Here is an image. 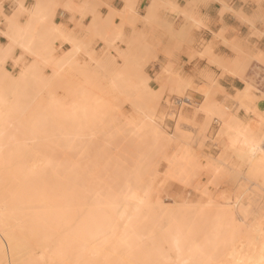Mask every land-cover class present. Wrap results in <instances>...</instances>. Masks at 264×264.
I'll list each match as a JSON object with an SVG mask.
<instances>
[{
	"label": "rangeland",
	"instance_id": "obj_1",
	"mask_svg": "<svg viewBox=\"0 0 264 264\" xmlns=\"http://www.w3.org/2000/svg\"><path fill=\"white\" fill-rule=\"evenodd\" d=\"M88 1L94 2L95 0ZM136 1L137 0L133 2V4H135V8L133 9L134 15L132 14L129 19L127 18L128 20L125 19L126 21L124 20L123 22L121 18L117 15V13H115L113 19L114 23L109 26L110 22L106 21L107 15L103 16L99 13H96L93 15V18L91 20V22L94 21L95 23L90 22L87 27L82 26L81 31L78 34H73L68 30H62V32H59L58 29L55 27L56 25L54 26V24H51V12L49 7L53 8L55 6L54 4L51 6L42 5V7L41 5H38L33 10L29 8L27 9L19 5V10H14L12 11V14L10 16H5V20L8 22L9 29L11 30L10 32H8L9 34L5 33V35L8 36V40H12V38L14 37L16 41H14V44H11L9 41V45L7 44L8 46L6 45L5 47H0V90H2L3 86L5 87H3V90L0 92V95L3 94L1 96H4L7 93L6 98L8 101L9 99L12 100V97L16 94V92L17 96H19V92H22V97H18V99H20L21 101L26 98L27 101L28 98V102H33H31L32 106L35 104L38 105L39 102H37V100L39 101L40 98V102L42 101L47 104V100L50 97L54 96L53 99L55 100V102L51 98L49 101L51 103H56V106L54 109H52L47 104L46 107L48 108L49 106V110L47 109L46 112H42V109L37 110L35 108L30 109L28 107V113V108H24L22 112H26H21L20 115L16 113V115L14 114L12 108L10 109V103H7L6 105H0V143L2 141V143L0 144V161L4 159L3 162L14 161L26 162L29 164L32 162L31 165L33 164L34 169H39L40 166L42 168L43 162L44 165L45 162H52L51 164H62L65 162L61 166H64L65 164L67 166H70L71 164V168L65 166V169L70 168V170H72V168L74 167H78L75 165V163H77V165L80 164V167L83 165L81 168L78 167V169H80L79 171H82L81 174L80 172H77V169V171H75L74 169L72 170L75 171L77 175L79 174V178L77 175V177L73 175L75 178H77V180H74L75 178L72 176V174L70 175L72 178L69 177L71 181L70 179L66 178L68 175L67 172L65 179H61L63 177V173H59L61 174L60 179L58 178L59 181L56 179L51 180L49 178H53V175H50L49 178H47V175V181H45L44 183L47 184L49 181L51 184L49 183L47 184V186L51 187L53 185L54 189L52 191H50L51 189H49V194L52 192V194H50L52 195L51 197H46L45 195L48 194L46 192H44L45 194L42 193L43 195L41 196H43L42 198L45 201H48L50 199L49 201H51V203L47 202L46 207H48V209H51L48 210L46 207H38L33 209L39 216V219L40 217H43L45 219L42 218L40 219L42 221L38 220L32 223H22L20 221L21 216L19 218L16 216V223L18 224L16 225L17 227L23 225V227L27 226L28 228H30V230L32 229L40 234H45L44 239L45 243H47L46 246L41 247L42 244L39 245V242V244H37L35 239H30V242L26 241L27 245H25L27 250L26 248H23L25 251L18 253L17 264H192L191 256L192 254H194V252H196V254H199L201 252L204 255V252H202L201 249L208 250L209 246L207 245V242L209 241L208 235L209 228H211V226L212 229L210 230H216L215 233L217 234L220 232L221 236L223 237L221 229H219V231L216 228L219 225L214 226V224L210 225L205 223H208L206 221L208 220L207 217L210 218L213 216L212 218H214L212 212L214 210H217L215 204H217L218 206V204L220 203L222 205L226 203V201L223 200L224 197H229V194L231 193V198H228L229 200L226 199L228 200V204L234 203L233 197H235V201L236 198L238 199L237 202L240 201V205L241 203H243L242 205L250 204L249 207H251V209L247 206L249 208L248 218L249 216L250 218H252L251 215H255L257 217L258 212L264 211V207L262 206L264 205V182L262 180L263 178L261 179L260 176L259 178H257L256 176L254 178L245 179V167L240 164V159L236 157V155L238 156V154L235 153V151L229 149L231 140L229 139V137L233 134L235 129H233V127L237 124V121H245L242 118L238 117L240 110H243L247 114H252L253 117L257 119V121L253 123L245 121L248 122L249 127L252 130L258 131L259 129L264 127V121H262L264 118V111H257L255 107V101L258 98L256 99V97L253 96V94L251 93L252 87L249 85H245V88L243 90L237 91L236 95L233 97L225 94L223 100L221 101L212 99L209 93L203 98L202 101L197 102H194L183 91L177 90L175 91V94L181 97L180 109L175 114H169L168 111L164 108V105H170V101L168 99H166L164 102L162 101V88L160 90H155L151 86L152 80L149 75V68L156 63L160 64V73L155 78V81H159L165 76V80L163 82L164 88H168L169 92L173 93V87L177 85L178 78L175 77L176 73L173 71V63L171 61V58L173 52L178 51V48L181 43L176 42L170 33H166L162 25L171 26L177 24V22L179 21L174 20V18H172L171 16L175 15L176 17H178L182 15V13H178L175 8L171 7L173 3L170 0H149V5L155 2L157 8L156 10H154V15L151 20H148L145 24L143 23L142 29L136 31V24L140 20H143L142 17L138 16L137 14ZM43 7H45V9H43ZM179 7L183 9V6L179 5ZM23 15L26 16V21H24L23 25H19L17 21L15 22V19L16 17L18 18ZM105 22L108 24V27ZM40 23L47 26V28L43 25L41 26ZM184 26L185 25H179L177 31L184 28ZM30 27L33 29H31ZM40 27L42 28L40 29ZM97 27H100L103 30L99 28L97 29ZM124 27H130L131 31L129 33H124ZM191 27L192 26H189V29H191ZM29 28L31 29V31ZM97 34L99 37L96 36ZM11 35L12 37H10ZM107 37H109L110 40ZM64 43H67L66 47L63 46ZM14 47H19L21 53L13 57L12 51ZM73 47H76L78 49L76 51V54L74 52V55L69 57V54ZM107 48L109 51H107ZM160 54L167 56L169 61L166 65H162L157 60V56ZM66 58H69V62L70 60H73V62L67 64V62H65ZM7 59H10V64H6ZM23 73L26 74H24L25 78H23ZM69 75L71 78H68ZM32 77L34 78L32 79ZM22 79L24 80L23 85H25L26 88L21 87L20 85L23 81ZM59 80L62 84L58 83ZM43 82H46L48 85L49 82L51 83L49 86H45ZM63 82L66 84H64ZM70 83L73 85L72 87ZM68 84L69 88H67ZM61 85H64V87H62ZM77 86L82 87L83 90H79V87L76 88ZM31 87H33L32 89L35 88V90H33V93L31 92ZM44 87H48L47 89L50 90V92H53V94H50V92L47 93L48 91L46 92ZM56 87H58L57 90H55ZM36 89H39V92H37ZM75 89L76 91L78 89V91H80V94L76 92ZM82 92L84 93L83 97ZM46 93L49 94V97L48 95L46 96ZM39 94H42L44 98ZM33 95L37 97L35 98ZM85 96L86 100H84ZM186 98H189V102L183 101ZM11 100H9L8 102H11ZM99 100L103 101H100L102 102V104L99 102ZM57 101L59 104L57 103ZM42 104L43 103H41V105ZM45 104L42 106H45ZM99 104H101L100 107ZM57 105L60 107V109L57 108ZM56 109H59L57 110L58 113ZM39 111L42 114H39ZM47 112H49V114ZM35 113L38 115H35ZM43 114L44 116H41ZM47 114L48 116H46ZM99 114H101L102 116ZM50 115H52V117ZM25 116L26 118L28 117V119H26ZM35 116L39 117L40 119L38 120ZM32 117L33 119L36 118L38 121L34 120V122L31 119ZM11 118L13 119V122L11 121ZM261 118L262 120H260ZM31 120L33 123H35L34 125L32 123V125L36 126V128L32 125H29L30 123L28 124V122ZM234 120L235 122L232 123ZM44 121L46 123H44ZM64 121H66V123ZM98 121L101 122V124ZM1 122L3 125L1 124ZM12 123L13 125H11ZM58 126H60L62 129H60V127ZM38 129L44 132H39ZM64 129L66 130L64 131ZM7 138L9 139L7 140ZM15 143L17 144V146ZM148 148L150 149L151 154ZM108 149L111 150H109L108 152ZM145 149L148 151H146ZM152 149L154 150L152 151ZM104 150L105 152H103ZM115 150L116 152H114ZM94 151L99 152V154ZM62 155L65 156L63 157ZM15 157L18 159V161ZM68 157L70 159H68ZM106 157L109 158L110 161ZM65 158L67 159V162ZM104 158V163L106 161L105 166L102 161ZM123 158L125 160H123ZM146 159L151 160L147 161ZM154 162L156 163L154 164ZM130 166L134 167L135 170H132ZM146 167L148 168V170ZM153 167L155 170L153 169ZM136 168L139 169L136 171ZM238 168L240 170L237 172ZM62 169H64V167ZM124 170H126V172ZM132 171L134 172L132 173ZM124 172L128 177L125 176ZM144 173L146 174V176H144ZM80 176L82 177V180ZM135 176H137L138 178ZM125 178L127 181L124 180ZM136 178L137 180H140L136 181ZM133 179H135V181ZM226 181L227 183H225ZM32 182L33 181L30 180L28 184L30 185L31 183L30 186L33 190L31 192L36 193L38 190L35 188H37V183L39 181L36 182L35 179V181L33 182H36L37 186H35L36 184H34L33 186ZM69 182H74V184L76 185V191L80 190L78 188L79 186L85 187V193L82 188L80 191L83 194H81L80 191V194L77 193L74 189V184L72 185L70 183V185L73 187L68 186ZM88 182H90V184ZM131 182L134 186L131 185ZM261 182L263 183L261 184ZM39 184L41 183L39 182ZM82 184L84 185L82 186ZM172 184L175 185L177 190H183L184 194L181 197L176 198L168 194V187ZM246 184H248V186ZM61 185H64V187L60 188ZM77 185L79 186L77 187ZM47 186L46 190L48 189ZM67 187L69 188V190ZM143 188H145L146 190L150 188V190L148 189V191L145 192L146 190ZM56 189L58 191L60 190V192L62 193L65 192H63L62 189H67L66 193L69 194L68 197H66L67 195L65 193V195H62L60 193L58 194V191H55ZM221 189L224 190L220 192ZM70 190H73L74 192L70 193ZM130 190L134 191L133 197L132 195L130 196V193L132 194ZM55 192H57V195H53L55 194ZM75 192L77 195H75ZM233 194H235V196ZM239 194L242 200L244 199L243 201L240 200ZM64 196L69 202H71L69 199H73V201L71 202L73 206L71 207H75V211L73 212L74 215H70L68 213V215H64V211L58 212V207L56 208L55 206H53V204H58L59 202H61V198H63ZM76 196L79 198L80 201L77 200L78 198H76ZM127 196H130L128 197L129 201L137 198V200H139V206L135 205V202H137L135 200L134 202H132L133 200L131 202H127ZM20 198L23 200L21 196ZM74 198L76 203L74 202ZM59 199L61 201H58ZM144 199L150 202H147L149 204L148 207L146 205H141L143 204ZM249 199L250 201L252 200L251 203L253 205L248 202ZM257 200L259 201L255 203V201ZM106 202L109 206L106 204ZM77 204L80 207L77 206ZM260 206L263 207V211H259ZM78 207L80 208L79 210L77 209ZM172 207L174 208L172 212L173 217H170L172 216V213H170ZM176 207H179L177 208L179 212H177ZM218 207L220 208V206ZM138 208L141 209L138 213H136V211L139 210ZM153 208L154 210L152 211L151 209ZM236 208H238V205ZM94 209L98 212L99 215L94 211ZM160 209L163 211H160ZM252 209L254 210L252 211ZM251 211L253 212V214ZM68 212L70 213L69 210ZM29 213L32 214V211H30ZM134 213L136 216L134 215ZM15 214L22 215V213L18 210ZM96 214L97 218H95ZM176 214L180 216L178 217V215ZM69 215L70 218H72L70 220L65 219V217L68 218ZM163 216L165 217V219L163 218ZM136 217H138L137 220H135ZM80 218H83V220H81ZM78 219H80L79 221L81 224L85 222V219L87 220L86 222L89 226L87 227L86 225V228L88 229H86L84 226V230L86 229L88 230V233L93 234H90L91 239H87L88 242H84L83 240L84 238L82 235L84 234L85 236L86 234L83 233L86 231L81 230L83 226L80 229L81 231H78L81 226H77V224L79 225ZM88 219L90 220V222ZM260 219L261 220L257 219V221H260V224L262 226L263 221L262 218ZM101 220L104 223H102ZM211 221L216 222L215 219H212ZM211 221L209 223H212ZM164 222L166 224H163ZM94 223L97 226H94ZM62 224H64L65 227ZM127 224H130V226L132 227L126 229L125 227H129ZM202 224H205V226ZM198 225L200 228H198ZM213 226L215 227V229L213 228ZM245 226L247 227V225ZM89 227L92 228L91 232ZM225 227L223 226L222 229H225ZM247 228H249L250 230L253 229L252 227L250 228V226ZM179 229L181 231H179ZM193 230H195V232ZM155 231L158 233H156ZM225 231L227 232V229H225ZM179 232L181 233L180 238ZM251 232L253 234V232L255 231L251 230ZM168 233L170 236L168 235ZM212 233H210L211 236H213ZM73 234H75V236L78 238L82 236L80 239L83 241V243L80 242L81 245H78L80 240L77 239V241L79 240L77 244L78 246L75 247L74 242H72V245L68 243L69 246L67 247L68 244L66 245V243L71 242L70 239L73 241V238L75 237ZM184 234H186V236ZM194 234L195 236H193ZM217 234L214 237H211L209 235L211 237L210 240H212L213 238V242L217 241L216 239L214 240V238L219 236H217ZM144 236H147L148 238H145ZM184 236L186 241L188 240L186 237L189 236V241L191 243L189 241L186 242L185 240H183ZM67 238L69 239V241L67 240ZM206 238L208 241H205V243H203L204 241L202 240H206ZM179 241H181V248L185 243L184 248H182V251L184 252L179 251L181 249L178 244ZM195 241L198 242V244ZM202 245L205 248H203ZM82 247L86 249L82 250ZM195 247H199V249ZM193 249L195 250L192 252ZM209 249L211 250V248ZM196 250L199 252H197ZM159 251H161L162 254ZM60 252L64 253L61 254ZM211 252L212 251L207 252V254ZM159 253L161 255H159ZM163 253H166L167 255ZM65 254H68V257ZM180 254L181 256H183L181 257ZM3 257L1 258L0 264H14L13 261H10L8 259L5 248ZM176 261L178 262L176 263Z\"/></svg>",
	"mask_w": 264,
	"mask_h": 264
},
{
	"label": "bare ground",
	"instance_id": "obj_2",
	"mask_svg": "<svg viewBox=\"0 0 264 264\" xmlns=\"http://www.w3.org/2000/svg\"><path fill=\"white\" fill-rule=\"evenodd\" d=\"M135 0H123V2H124V4H123V6L120 8V9H118V10H116V9H113V8H110L109 7V9H110V12H109V14L107 15V18H106V21L107 22H110V24H109V26L112 24V23H114L113 22V19H114V14L115 13H117V15L121 18V19H127V18H129V17H131L132 16V14L134 15V10H133V8H131V7H125V5H131V4H133V2H134ZM151 2H153V1H151ZM153 3H155V2H153ZM153 3H151V5H149V8H148V13H147V16L149 17L151 14H153V12H154V10H156V8H157V6L155 5V4H153ZM22 6V5H21ZM66 6H68V5H66ZM153 6H155V7H153ZM20 7V6H19ZM42 7V6H41ZM70 8V7H69ZM20 9H22V8H20ZM25 9V8H24ZM43 9H45V7H43ZM71 9V8H70ZM41 10H42V8H41ZM73 10V9H72ZM38 11V10H37ZM53 8H50V12H52L53 13ZM85 11V10H84ZM88 11V10H87ZM109 11V10H108ZM35 12V11H34ZM49 12V13H50ZM15 14V13H14ZM17 14V13H16ZM33 14V13H32ZM43 14V13H42ZM51 14V13H50ZM94 14H95V12H94ZM37 15H38V12H37ZM41 15V14H40ZM54 15V14H53ZM52 15V16H53ZM50 16V15H49ZM74 16V15H73ZM40 17V16H39ZM42 17V16H41ZM48 17V16H47ZM136 17H137V15H136ZM17 18V17H16ZM80 18V17H79ZM16 20L17 19H15V22H16ZM116 20V19H115ZM48 21V20H47ZM78 21V20H77ZM51 22V21H50ZM92 22H94V21H92ZM91 22V23H92ZM160 22V21H159ZM49 23V22H48ZM95 23V22H94ZM93 23V24H94ZM106 23V22H105ZM162 23V22H161ZM31 24H32V22H31ZM41 24V23H40ZM51 24H53L52 22H51ZM45 26L44 24H41V26ZM106 25H107V27H108V24L106 23ZM115 25V24H114ZM15 26V25H14ZM19 26V25H18ZM17 26V27H18ZM34 26V25H33ZM40 26V25H39ZM54 26H55V24H54ZM88 26V25H87ZM86 26V27H87ZM94 26V25H93ZM20 27V26H19ZM32 27V26H31ZM30 27V28H31ZM46 28H47V26H45ZM57 29H58V31L59 32H62V30H65L64 28H62L61 26H59V25H56L55 26ZM82 27V26H81ZM29 28V29H30ZM42 27H40V29H41ZM101 29L100 27H97V29ZM103 28V27H102ZM13 29V28H12ZM31 29H33V28H31ZM31 29H30V31H31ZM92 29V28H91ZM38 30V29H37ZM43 30V29H42ZM44 30H45V28H44ZM93 30V29H92ZM101 30H103V29H101ZM106 30V29H105ZM110 30V29H109ZM18 31V30H17ZM23 32V31H22ZM7 33V32H6ZM30 33V32H29ZM9 34V33H8ZM13 34V33H12ZM23 34V33H22ZM92 34H93V32H92ZM95 35V34H94ZM93 35V36H94ZM96 36H98V34L96 35ZM8 37V36H7ZM10 37H12V35L10 36ZM29 37V36H28ZM99 37V36H98ZM101 37V36H100ZM106 37V36H105ZM115 37V36H114ZM108 39H109V37H107ZM14 39V37L12 38V40L10 39L9 41H10V43L11 44H14V41H16L15 39ZM101 39V38H100ZM106 39V38H105ZM104 39V40H105ZM110 40V39H109ZM32 42H34V41H32ZM109 42V41H108ZM97 44V43H96ZM9 45V44H8ZM7 45V46H8ZM113 45V44H112ZM128 46V45H127ZM7 48V47H6ZM9 49V48H8ZM8 49H7V52H8ZM77 49L78 48H76V47H73L72 48V50H71V52H70V54H69V57H71V56H73L74 55V52H75V54H76V51H77ZM6 50V49H5ZM106 51V50H105ZM107 51H109L108 50V48H107ZM5 53V52H4ZM91 53H92V50H91ZM93 53H94V51H93ZM103 55V54H102ZM106 58H107V56H106ZM69 58H66V60H65V62H67V64H69V63H71V62H73V60H70V62H69V60H68ZM245 64V63H244ZM243 66V65H242ZM74 67V66H73ZM244 67V66H243ZM83 68V67H82ZM36 69V68H35ZM37 70H38V68H37ZM31 71H32V69H31ZM24 72H26V71H24ZM28 73H30V72H28ZM27 73V74H28ZM32 73V72H31ZM34 73V72H33ZM39 73V72H38ZM25 73H23V78H25V75H24ZM29 75V74H28ZM21 76V75H20ZM31 76V75H30ZM41 76V75H40ZM22 77V76H21ZM39 77V76H38ZM70 77V75L68 76V78ZM191 77V76H190ZM28 78H30V77H28ZM34 77H32V79H33ZM42 78H43V76H42ZM59 78V77H58ZM71 78V77H70ZM18 79V78H17ZM16 79V80H17ZM21 79V78H20ZM39 79V78H38ZM60 79V78H59ZM23 80V79H22ZM64 80V79H63ZM12 81V80H11ZM40 81V80H39ZM42 81V80H41ZM62 81V80H61ZM9 82V81H8ZM20 82V81H19ZM23 82H24V80L22 81V83L20 84L21 85V87H24V88H26V86L25 85H23ZM65 82V81H64ZM63 82V83H64ZM14 83H15V81H14ZM31 83V82H30ZM44 83V82H43ZM46 83V82H45ZM44 83V85L46 86H49L50 85V83L51 82H49V85L46 83L45 84ZM56 83V82H55ZM58 83H60V80H59V82ZM71 83H73V82H71ZM70 83V85H71V87L73 86L72 84ZM25 84H26V82H25ZM53 84V83H52ZM60 84H62V83H60ZM64 84H66V83H64ZM28 85H30V84H28ZM40 85V84H39ZM3 86V85H2ZM38 86V85H37ZM43 86V85H42ZM62 86V85H61ZM74 86H76V85H74ZM4 87V86H3ZM3 87H2V90H3ZM29 87V86H28ZM34 87V86H33ZM33 87H31V92L33 93V90H35V88L34 89H32ZM62 87H64V85L62 86ZM79 86H77L76 88H78ZM5 88V87H4ZM42 88V87H41ZM48 88V87H47ZM47 88H45L44 87V89H45V91L47 92V93H49L50 92V90H48ZM52 88V87H51ZM57 88L58 87H56V89L55 90H57ZM60 88V87H59ZM67 88H69V84H68V87ZM29 89V88H28ZM50 89V88H49ZM53 89V90H54ZM64 89V88H63ZM62 89V90H63ZM2 90H0V92L2 91ZM6 90V89H5ZM39 89H36V91L37 92H39L38 91ZM54 90V91H55ZM74 90V89H73ZM79 90H83L82 89V87H79ZM68 91V90H67ZM75 91H76V89H75ZM28 92V91H27ZM35 92V91H34ZM41 92H42V90H41ZM69 92V91H68ZM70 92H72V91H70ZM76 92H78L79 94H80V91H78V89H77V91ZM75 92V93H76ZM5 93V92H4ZM36 93V92H35ZM46 93V96L48 95V97H49V94H47ZM53 94V92H50V94ZM56 93V92H55ZM54 93V94H55ZM83 92H82V97H83ZM1 95H3V94H1ZM0 95V97H2V98H0V105H6L7 103L9 104H11L9 107H10V109L12 108V110H13V112H14V114H18V115H20L21 114V112L23 111V109L24 108H30V109H37V110H41L42 112H46L47 111V109L49 110V106H50V108H52V109H54L55 108V106H56V103H54L55 102V100L53 99V97H50L51 99H53L54 100V104L53 103H51L49 100H50V98L48 99V98H46V99H48L47 101H48V108L46 107L47 106V104H45L44 102H40V99H39V101L37 100V102H39V104L37 105V104H35V102H34V104L35 105H31V102L29 101L28 102V98H27V101H26V98L25 99H23V100H21L20 101V99H18V97L19 98H21L22 97V92H19V96H17V92H16V94L12 97V100L11 99H9V100H11V102H8L7 101V98H6V95H7V93L4 95V96H1ZM30 95H31V93H30ZM35 95H37V94H35ZM40 95V94H39ZM38 95V96H39ZM74 95V94H73ZM102 95H104V94H102ZM26 96V95H25ZM34 96V95H33ZM40 96H42V94L40 95ZM35 97V96H34ZM37 97V96H36ZM35 97V98H36ZM43 97V96H42ZM88 97H89V95H88ZM44 98V97H43ZM113 98V97H112ZM32 99H33V97H32ZM83 99V98H82ZM43 100V99H42ZM84 100H86V96H85V98H84ZM89 100H90V98H89ZM104 100V99H103ZM34 101V100H33ZM45 101V100H44ZM100 101H102V100H99V102ZM36 102V103H37ZM86 102V101H85ZM96 102H98V101H96ZM103 102V101H102ZM102 102H100L101 104H102ZM33 103V102H32ZM41 103H43L42 105H44L45 104V106H42L41 105ZM50 103V104H49ZM57 103H58V101H57ZM31 105V107H30V105ZM59 104V103H58ZM101 104H99V107H100V105ZM97 105V104H96ZM11 106H13V107H11ZM104 106V105H103ZM98 107V106H97ZM8 108V107H7ZM29 108L27 109V113L29 112L28 110H29ZM57 108H59L60 109V107L57 105ZM51 109V110H52ZM59 109H56V111L57 110H59ZM98 109V108H97ZM7 112V111H6ZM24 112H26V111H24ZM24 112H22V113H24ZM37 112V111H36ZM40 112V111H39ZM50 112V111H49ZM49 112H47L48 114H49ZM33 113V112H32ZM52 113V112H51ZM57 113H58V111H57ZM16 114V115H17ZM39 114H42L41 112L39 113ZM48 114L46 115V116H48ZM3 115H5V114H3ZM35 115H38V114H36L35 113ZM59 115V114H58ZM99 115H101V114H99ZM41 116H44V114L43 115H41ZM51 117H52V115H50ZM65 116V115H64ZM83 116H86V115H83ZM98 116V115H97ZM102 116V115H101ZM19 117V116H18ZM21 117H23V116H21ZM29 117H30V115H29ZM38 120L40 119L39 117H40V115H39V117H37V116H35ZM34 117V118H35ZM61 117H63V116H61ZM66 117V116H65ZM235 117V116H234ZM15 118H17V117H15ZM14 118V119H15ZM25 118H26V116H25ZM33 119V117L31 118L33 121L34 120H37V119ZM53 118H54V116H53ZM98 118V117H97ZM237 118V117H236ZM236 118H234V119H236ZM26 119H28V117L26 118ZM41 119H42V117H41ZM13 119L11 118V121H12ZM32 120L31 121H29L28 122V124L29 125H32ZM37 120V121H38ZM46 120H47V118H46ZM61 120H63V119H61ZM67 120V119H66ZM260 120H262V118L260 119ZM75 121V120H74ZM73 121V122H74ZM97 121V120H96ZM240 121V120H239ZM262 121H264V118H263V120ZM2 122H3V120H2ZM2 122H1V124H2ZM8 122H10V121H8ZM13 122V121H12ZM14 122H15V120H14ZM35 122V121H34ZM51 122V121H50ZM55 122V121H54ZM65 123H66V121H64ZM69 122V121H68ZM82 122V121H81ZM99 122V121H98ZM235 122V120L232 122V123H234ZM6 123V122H5ZM27 123V122H26ZM44 123H46L45 121H44ZM57 123V122H56ZM63 123V122H62ZM100 124H101V122H99ZM237 123V124H236ZM235 124V126L233 127V129H234V132H233V134L229 137V139H231L230 140V148H229V146H228V148L230 149V150H232V151H235V153H237L238 154V156L236 155V157L237 158H239L240 159V164L243 166V167H245V169H246V171H245V169H244V173H245V179H250V178H254V177H256L257 176V178H259V176H260V178L263 180V182H264V151H261L260 150V145H261V142L262 141H264V127H262L261 129H259L258 131H255V130H252L250 127H249V124H248V122H245V121H241V122H236ZM7 124V123H6ZM27 124V125H28ZM35 123H33V125H34ZM38 124V123H37ZM51 124V123H50ZM79 124H81V123H79ZM195 124V123H194ZM261 124H262V122H261ZM3 125V124H2ZM11 125H13V123L11 124ZM28 125V126H29ZM32 125V126H33ZM43 125V124H42ZM47 125V124H46ZM16 126H17V124H16ZM16 126H14V127H16ZM31 126V127H32ZM62 126H64V125H62ZM198 126V125H197ZM262 126V125H261ZM8 127V126H7ZM12 127V126H11ZM33 127H35L36 128V126H33ZM32 127V128H33ZM58 127H60V126H58ZM31 128V129H32ZM38 128V127H37ZM50 128V127H49ZM34 129V128H33ZM60 129H62L61 127H60ZM59 129V130H60ZM39 130V132L41 131L40 129H38ZM66 129H64V131H65ZM201 130V129H200ZM204 130V129H203ZM6 131V130H5ZM77 131V130H76ZM34 132V131H33ZM38 132V133H39ZM42 132V131H41ZM44 132V131H43ZM42 132V133H43ZM35 133V132H34ZM65 133V132H64ZM47 134V133H46ZM0 135H1V133H0ZM12 135V134H11ZM5 136V135H4ZM9 138H7V140H8ZM6 140V139H5ZM13 140V139H12ZM4 141V140H3ZM21 141V140H20ZM7 142V141H6ZM5 142V143H6ZM1 143H2V141H1ZM0 143V144H1ZM11 144V143H10ZM16 144V143H15ZM21 144V143H20ZM234 144H236V145H234ZM3 145V144H2ZM8 145V144H7ZM16 146H17V144H16ZM19 146H21V145H19ZM19 146H18V148H19ZM25 146V145H24ZM13 147V146H12ZM70 147V146H69ZM107 148V147H106ZM111 148V147H110ZM116 148V147H115ZM127 148V147H126ZM147 148V147H146ZM15 149H17V148H15ZM69 149V148H68ZM91 149V148H90ZM99 149V148H98ZM102 149V148H101ZM104 149V148H103ZM137 149V148H136ZM149 149V148H148ZM155 149V148H154ZM154 149H152V151L154 150ZM57 150V149H56ZM82 150V149H81ZM88 150V149H87ZM109 150H111V149H108V152H109ZM144 150V149H143ZM146 150V149H145ZM22 151V150H21ZM27 151V150H26ZM33 151V150H32ZM36 151V150H35ZM51 151V150H50ZM60 151V150H59ZM75 151V150H74ZM98 151H100V150H98ZM133 151V150H132ZM146 151H148V150H146ZM44 152V151H43ZM62 152V151H61ZM64 152V151H63ZM68 152V151H67ZM70 152V151H69ZM94 152H97V151H94ZM94 152H93V154H94ZM102 152V151H101ZM103 152H105V150L103 151ZM111 152H113V151H111ZM114 152H116V150L114 151ZM120 152V151H119ZM126 152V151H125ZM130 152V151H129ZM138 152V151H137ZM149 152H150V149H149ZM204 152V151H203ZM1 153V152H0ZM48 153V152H47ZM52 153V152H51ZM59 153V152H58ZM74 153V152H73ZM139 153V152H138ZM199 153V152H198ZM37 154V153H36ZM50 154V153H49ZM61 154V153H60ZM82 154V153H81ZM92 154V155H93ZM97 154H99V152H97ZM114 154H116V153H114ZM113 154V155H114ZM125 154V153H124ZM141 154H142V152H141ZM148 154V153H147ZM150 154H151V152H150ZM3 155V154H2ZM31 155V154H30ZM42 155H44V154H42ZM53 155H55V154H53ZM68 155V154H67ZM74 155V154H73ZM103 155V154H102ZM106 155V154H105ZM110 155V154H109ZM108 155V156H109ZM120 155H122V154H120ZM153 155V154H152ZM19 156H21V155H19ZM19 156H17V157H19ZM28 156H29V154H28ZM63 157L65 156V155H62ZM72 156V155H71ZM84 156V155H83ZM99 156V155H98ZM101 156V155H100ZM115 156V155H114ZM126 156V155H125ZM133 156H135V155H133ZM198 156V155H197ZM195 157V156H194ZM230 157V156H229ZM16 158V157H15ZM32 158V157H31ZM30 158V159H31ZM75 158H76V156H75ZM80 158V157H79ZM78 158V159H79ZM107 158V157H106ZM116 158H117V156H116ZM119 158V157H118ZM127 158V157H126ZM139 158V157H138ZM145 158V157H144ZM189 158V157H188ZM206 158V157H205ZM8 159V158H7ZM17 159V158H16ZM55 159H56V157H55ZM66 159V158H65ZM64 159V160H65ZM68 159H70L69 157H68ZM108 160H109V158H107ZM154 159V158H153ZM157 159V158H156ZM226 159V158H225ZM4 160V159H3ZM3 160L2 161H0V261H1V258L4 256V248H5V250H6V253H7V257H8V259L10 260V261H13V263L14 264H17V256H18V253H20V252H23V251H25L24 249L26 248V241L28 242H30V239L31 240H33V239H35L36 240V243L37 244H39V245H41V247L42 246H46L47 245V243H45V234H40V233H38V232H35L34 230H30V228H28L27 226H24L23 227V225H21V226H19V227H17L16 225H18L16 222V216L19 218L20 216H21V219H20V221L22 222V223H26V222H30V223H32V222H35V221H38V220H40V219H42L43 217H40V219H39V216L36 214V212L33 210V209H35V208H38V207H46V205H47V202L49 203H51V201H45L42 197L43 196H41V195H43V194H45L44 192H46V193H48V194H46L45 196L47 197V196H49V197H51L52 195H50V194H52V192L49 194V192L50 191H52L53 189H54V186L52 185L51 187H48L47 186V184H49L50 182L48 181V183L47 184H45L44 182L45 181H47V178H49V176L50 175H53V178H49V179H56V180H58V178L60 179V175L61 174H59V173H63L62 175H63V177L61 178V179H65V176H66V172H67V174L69 175H67V177L66 178H68V179H70L69 177H71L70 175L72 174V176L74 175V176H76L77 175V173L75 172V171H77L78 173L80 172V174L82 173V171H79L80 169H78V167H80L79 165H77V163H75V162H73V163H75V165L76 166H78V167H74V168H72V170L74 169L75 171H72V170H70V166H72L71 164H70V166L68 165H64V166H61V165H63L64 163H62V164H51L50 162H45V165H44V162H43V166H42V168H41V166L39 167V169L38 168H35L34 169V166H33V164L31 165V163L29 164V163H26V162H3ZM15 160V159H14ZM33 160V159H32ZM48 160V159H47ZM104 160H105V158L102 160L103 161V163H104ZM121 160V159H120ZM123 160H125L124 158H123ZM127 160V159H126ZM140 160V159H139ZM147 160V159H146ZM145 160V161H146ZM148 160H151V159H148ZM147 160V161H148ZM227 160V159H226ZM17 161H18V159H17ZM72 161V160H71ZM101 161V162H102ZM110 161V160H109ZM109 161H108V163H109ZM119 161V160H118ZM143 161H144V159H143ZM155 161V160H154ZM40 162H42V161H40ZM66 162H67V159H66ZM69 162V161H68ZM153 162V161H152ZM38 163H39V161H38ZM105 163H106V161H105ZM105 163H104V166H105ZM112 163V162H111ZM115 163H117V162H115ZM126 163V162H125ZM129 163V162H128ZM156 162H154V164H155ZM193 163V162H192ZM35 164V163H34ZM86 164H88V163H86ZM153 164V163H152ZM100 165V164H99ZM98 165V166H99ZM132 165V164H131ZM149 165H151V164H149ZM45 166V167H44ZM58 166H60V167H58ZM65 166H67V167H70V168H68V169H65L66 167ZM74 166V165H73ZM83 166V165H82ZM81 166V167H82ZM85 166V165H84ZM96 166V165H95ZM112 166V165H111ZM117 166V165H116ZM123 166V165H122ZM134 166V165H133ZM146 166H148V165H146ZM197 166V165H196ZM195 166V167H196ZM199 166V165H198ZM44 167V168H43ZM64 167V169H62ZM80 167V168H81ZM92 167H93V165H92ZM97 167V166H96ZM100 167V166H99ZM101 167H103V166H101ZM114 167V166H113ZM131 167V166H130ZM143 167V166H142ZM150 167V166H149ZM193 167V166H192ZM108 168V167H107ZM119 168H120V166H119ZM132 168V170H135V168L134 167H131ZM134 168V169H133ZM141 168V167H140ZM147 168V167H146ZM145 168V169H146ZM62 169V170H61ZM77 169V170H76ZM103 169V168H102ZM111 169V168H110ZM109 169V170H110ZM127 169V168H126ZM139 168H136V171L138 170ZM153 169H154V167H153ZM153 169H152V172H153ZM66 170V171H65ZM119 170V169H118ZM122 170V169H121ZM131 170V169H130ZM141 170V169H140ZM143 170V169H142ZM147 170H148V168H147ZM147 170H146V174H147ZM155 170V169H154ZM240 169L238 168V170H237V172L239 171ZM99 171V170H98ZM104 171H105V169H104ZM113 171V170H112ZM123 171V170H122ZM125 172H126V170H124ZM145 171V170H144ZM85 172V171H84ZM120 172V171H119ZM125 172H124V174H125ZM131 172V171H130ZM134 171H132V173H133ZM149 172V171H148ZM76 173V174H75ZM90 173V172H89ZM139 173V172H138ZM150 173V172H149ZM148 173V174H149ZM169 173V172H168ZM65 174V175H64ZM84 174V173H83ZM88 174V173H87ZM104 174V173H103ZM145 174V173H144ZM146 174L144 175V176H146ZM240 174V173H239ZM47 175H48V177H47ZM55 175H57V176H59V177H57V176H55ZM79 175V174H78ZM77 175V176H78ZM128 175H129V173H128ZM133 175V174H132ZM140 175V174H139ZM138 175V176H139ZM73 176V177H74ZM76 176V177H77ZM91 176V175H90ZM89 176V177H90ZM121 176H122V174H121ZM120 176V177H121ZM125 176H126V174H125ZM134 176V175H133ZM144 176H143V178H144ZM47 177V178H46ZM52 177V176H51ZM54 177H56V178H54ZM81 177V176H80ZM82 177H83V175H82ZM82 177H81V180H82ZM100 177H102V176H100ZM126 177H128V176H126ZM135 177H137V176H135ZM142 177V176H141ZM155 177V176H154ZM230 177V176H229ZM72 178V177H71ZM75 178V177H74ZM73 178V179H74ZM78 178H79V176H78ZM105 178H107V177H105ZM112 178V177H111ZM138 178V177H137ZM137 178H136V181H139V180H137ZM142 178V179H143ZM150 178V177H149ZM227 178V177H226ZM35 179H36V182H40L41 184H39V182L37 183L38 184V186H37V184H36V182L35 183H33L34 181H35ZM45 179V180H44ZM73 179H72V181H73ZM104 179V178H103ZM120 179V178H119ZM122 179V178H121ZM128 179V178H127ZM231 179V178H230ZM256 179V178H255ZM30 180L31 181H33L32 183H33V186H34V184H36L35 186H37V188H35V189H37L36 191V193H34V192H31V191H33L32 189H31V183H30V185L28 184L29 182H30ZM74 180H77V178H75ZM79 180V179H78ZM118 180V179H117ZM124 180H126V178L124 179ZM134 181H135V179H133ZM154 180V179H153ZM54 181V180H53ZM59 181V180H58ZM70 181H71V179H70ZM100 181V180H99ZM127 181V180H126ZM133 181V182H134ZM143 181V180H142ZM141 181V182H142ZM148 181V180H147ZM183 181V180H182ZM235 181V180H234ZM252 181H253V179H252ZM256 181V180H255ZM76 182V181H75ZM78 182V181H77ZM263 182H261V184L263 183ZM54 183V182H53ZM57 183V182H56ZM55 183V184H56ZM70 183L71 182H69L68 183V186H71L70 185ZM80 183V182H79ZM78 183V184H79ZM89 184H90V182H88ZM123 183V182H122ZM138 183H140V182H138ZM225 183H227V181L225 182ZM233 183V182H232ZM246 183V182H245ZM258 183V182H257ZM51 184V183H50ZM58 184V183H57ZM56 184V185H57ZM65 184H67V183H65ZM72 185L74 184V182L73 183H71ZM146 184V183H145ZM241 184V183H240ZM80 185V184H79ZM79 185H77V187L79 186ZM84 184H82V186H83ZM87 185V184H86ZM131 185L132 186H134L133 184H132V182H131ZM139 185V184H138ZM152 185V184H151ZM185 185V184H184ZM247 186H248V184H246ZM264 185V184H263ZM32 186V187H33ZM46 186H47V190H46ZM67 186V185H66ZM76 185L74 184V189H75V191H76V187H75ZM98 186V185H97ZM126 186V185H125ZM147 186V185H146ZM150 186V185H149ZM259 186V185H258ZM53 187V188H52ZM59 187V186H58ZM62 187H64V185L62 186L61 185V187L60 188H62ZM71 187H73V186H71ZM71 187H70V189H71ZM88 187H89V185H88ZM127 187V186H126ZM131 187V186H130ZM138 187V186H137ZM144 187V186H143ZM188 187V186H187ZM243 187H245V186H243ZM252 187H253V185H252ZM263 187V186H262ZM68 188V187H67ZM80 190H81V188L84 190V193H85V187H78ZM217 188V187H216ZM237 188V187H236ZM247 188V187H246ZM34 189V190H35ZM49 189H51L50 191H49ZM73 189V190H74ZM90 189V188H89ZM128 189V188H127ZM138 189V188H137ZM143 189H145V188H143ZM149 190H150V188H148ZM148 189L145 191V192H147L148 191ZM224 189H225V187H224ZM224 189H221V191L220 192H222V190H224ZM243 189V188H242ZM252 189V188H251ZM258 189V188H257ZM63 190V192L67 195L66 197H68V195L69 194H67L66 193V190L67 189H62ZM68 190H69V188H68ZM71 191L70 193H72V192H74V191ZM79 190V191H80ZM133 190V189H132ZM259 190V189H258ZM55 191H58L57 189L55 190ZM79 191H76L77 193H79ZM131 191V190H130ZM232 191V190H231ZM230 191V192H231ZM247 191H248V189H247ZM246 191V192H247ZM260 191V190H259ZM76 192H75V195H77L76 194ZM92 192V191H91ZM132 192V194L130 193V196L132 195V197H133V192L134 191H131ZM143 192V191H142ZM229 192V193H230ZM43 193V194H42ZM57 192H55V194H53V195H57L56 194ZM64 194V193H62V192H60V190L58 191V194ZM80 193H81V191H80ZM79 193V194H80ZM233 193H235V192H233ZM245 193V192H244ZM252 193V192H251ZM64 194V195H65ZM81 194H83V193H81ZM144 194V193H143ZM148 194H149V192H148ZM231 194V193H230ZM229 194V197L228 196H226V197H224L223 198V200H225L226 201V203H224L223 205L220 203V204H218V206H220V208L217 206V204H215L216 205V209L217 210H214L212 213H213V215H214V218H212L213 216L212 215H210V216H212V217H207V219L208 220H216V222L214 223V222H212L211 220V222L212 223H209L210 221H208V220H206L208 223H205V224H214V226H217V225H219V226H217L216 228L219 230V229H221V232H222V234H223V237L221 236V233L219 232L218 234L217 233H215V231H213V230H210V229H212V226H211V228H209V235H210V233H212V232H214V233H212L213 234V236H211V237H214V236H216V234H217V236L218 237H216V238H214V240L216 239L217 241H215V242H213V238H212V240H210V236L208 235V239H209V241L207 240V238H206V240L204 239V240H202V241H204L203 243H205V241L207 242V245L209 246V248H211V250L208 248V246H207V248H208V250L207 249H201L202 250V252H204V255H203V253H197L196 254V252H194V254H192V264H264V211L262 210L263 209V207H264V205H262L263 207H259V211L260 210H262L263 212H258V210H257V212H258V216L256 217L255 215H251L252 216V218H250V216H249V218H248V209L250 208L251 209V207H249V205H242L243 203H241V205H240V201H238L237 202V198H236V201H235V197H233L234 199H233V204H228L227 203V201L229 200L228 198H231V195ZM243 194V193H242ZM128 195V194H127ZM136 195V194H135ZM146 195V194H145ZM228 195V194H227ZM234 196H235V194H233ZM238 195V194H237ZM252 195V194H251ZM250 195V196H251ZM20 196L23 198V200L20 198ZM44 196V197H45ZM70 196H71V194H70ZM70 196H69V198H70ZM78 196H80V195H78ZM85 196V195H84ZM124 196V195H123ZM130 196H127V198L128 197H130ZM246 196V195H245ZM249 196V197H250ZM19 197V198H18ZM62 197V196H61ZM66 197L64 196L63 198H64V200H63V198H61V200L59 199L58 201H61V202H59L58 204L57 203H55V204H53V206H55L57 209H59L58 210V212H63L64 211V215H66L67 213L68 214H70V215H74V211H75V207H71V206H73L72 205V201H73V199L71 200V199H69L71 202H69L67 199H66ZM131 197V198H132ZM238 197V196H237ZM239 197H240V194H239ZM254 197V196H253ZM257 197V196H256ZM59 198V197H58ZM76 198H78L77 196H76ZM126 198V197H125ZM131 198H130V200H131ZM135 198V197H134ZM144 198V197H143ZM252 198V197H251ZM21 199V200H20ZM124 199V198H123ZM226 199H228V200H226ZM253 199V198H252ZM47 200V199H46ZM53 200V199H52ZM65 200H66V202H65ZM77 200H79V198L77 199ZM82 200V199H81ZM88 200V199H87ZM125 200V199H124ZM123 200V201H124ZM133 200V199H132ZM131 200V201H132ZM135 201H137V202H135V205L136 206H139V203H138V201L139 200H137V198L136 199H134ZM134 200L132 201V202H134ZM146 200H147V197H146ZM145 199H144V201H143V204H141V205H146L147 207H148V203L147 202H149V201H146ZM240 200H242V198L240 197ZM244 200V199H243ZM242 200V201H243ZM254 200V199H253ZM260 200V199H259ZM259 200H257V201H255V203L256 202H258ZM68 201V202H67ZM80 201V200H79ZM126 201V200H125ZM131 201H129V198L127 199V202H131ZM141 201H142V199H141ZM216 201V200H215ZM231 201V200H230ZM252 201V200H251ZM251 201H250V199H249V201L248 202H250L251 203ZM74 202H75V198H74ZM197 202V201H196ZM214 202V201H213ZM232 202V201H231ZM245 202H247V201H245ZM263 202V201H262ZM52 203H53V201H52ZM76 203V202H75ZM82 203H83V201H82ZM98 203V202H97ZM96 203V204H97ZM105 203V202H104ZM136 203H138V204H136ZM150 203V202H149ZM198 203V202H197ZM210 203V202H209ZM219 203V202H218ZM264 203V202H263ZM79 204V203H78ZM77 204V206H79ZM89 204V203H88ZM106 204H107V202H106ZM134 204V203H133ZM157 204V203H156ZM173 204V203H172ZM252 204V203H251ZM262 204V203H261ZM52 205V204H51ZM74 205H76V204H74ZM82 205V204H81ZM108 205V204H107ZM155 205V204H154ZM165 205V204H164ZM178 205V204H177ZM201 205V204H200ZM199 205V206H200ZM214 205V204H213ZM237 205H238V208H236L237 207ZM253 205V204H252ZM257 205H258V203H257ZM83 206V205H82ZM94 206V205H93ZM92 206V207H93ZM102 206V205H101ZM103 206H104V204H103ZM109 206V205H108ZM107 206V207H108ZM124 206V205H123ZM122 206V207H123ZM160 206H161V204H160ZM175 206H176V204H175ZM179 206H181V205H179ZM209 206V205H208ZM249 208H248V207ZM256 206V205H255ZM80 207V206H79ZM77 208L78 210L80 209V208ZM87 207V206H86ZM96 207V206H95ZM142 207V206H141ZM146 207V208H147ZM154 207V206H153ZM156 207V206H155ZM174 207V206H173ZM172 207V210H170L171 212L170 213H172L173 212V210H174V208ZM211 207H212V205H211ZM47 209H48V207H46ZM50 208V207H49ZM54 208V207H53ZM55 208V209H56ZM72 208V209H71ZM82 208V207H81ZM88 208V207H87ZM94 208V207H93ZM111 208H113V207H111ZM164 208V207H163ZM177 208H179V207H176V210H177ZM51 209V208H50ZM50 209H48V210H50ZM56 209V210H57ZM92 209V208H91ZM90 209V210H91ZM116 209V208H115ZM139 209V208H138ZM141 209V208H140ZM140 209L138 210V211H136V213H138L139 211H140ZM155 209H157V208H155ZM162 209V208H161ZM160 209V211H163V210H161ZM166 209V208H165ZM19 211V212H21L22 213V215H18V214H15L16 213V211ZM53 210V209H52ZM68 210L70 211V213L68 212ZM77 210V211H78ZM88 210V209H87ZM101 210V209H100ZM112 210V209H111ZM110 210V211H111ZM126 210H128V209H126ZM146 210V209H145ZM152 211L154 210V208L153 209H151ZM159 210V209H158ZM176 210H175V213H176ZM205 210V209H204ZM213 210V209H212ZM254 209H252V211H253ZM30 211H32V214H30L29 212ZM65 211H67V212H65ZM94 211H95V209H94ZM134 211V210H133ZM208 211V210H207ZM251 211V212H252ZM256 211V210H255ZM73 214H72V213ZM80 212V211H79ZM82 212V211H81ZM97 214H98V212L97 211H95ZM103 212V211H102ZM156 212H158V211H156ZM177 212H179L178 210H177ZM218 212V213H217ZM118 213H120V212H118ZM126 213V212H125ZM170 213H168V214H170ZM174 213V214H175ZM193 213H195V212H193ZM204 213H206V212H204ZM250 213V212H249ZM259 213H261V214H259ZM62 214V213H61ZM62 214V215H63ZM67 214V215H68ZM79 214V213H78ZM95 214V213H94ZM93 214V215H94ZM97 214L94 216L95 218H97ZM164 214V213H163ZM203 214V213H202ZM216 214V215H215ZM252 214H253V212H252ZM61 215V216H62ZM70 215L68 216V218H66L65 217V219H71L70 218ZM88 215V214H87ZM87 215H86V217H87ZM99 215V214H98ZM134 215H135V213H134ZM133 215V216H134ZM154 215V214H153ZM176 215H178V214H176ZM27 216V217H26ZM92 216V215H91ZM102 216V215H101ZM130 216H131V214H130ZM136 216V215H135ZM134 216V217H135ZM156 216H157V214H156ZM166 216V215H165ZM170 216V215H169ZM180 215H178V217H179ZM199 216V215H198ZM254 216V217H253ZM60 217V216H59ZM74 217V216H73ZM100 217V216H99ZM117 217V216H116ZM151 217H152V215H151ZM168 217V216H167ZM170 217H173V213H172V216H170ZM62 218V217H61ZM75 218V217H74ZM124 218V217H123ZM137 218L138 217H136L135 218V220H137ZM140 218V217H139ZM154 218V217H153ZM162 218V217H161ZM163 218L165 219V217L163 216ZM260 218H262V221H263V224H262V226H261V222L260 221H257V219H259V220H261ZM27 221H26V220ZM43 219H45V218H43ZM81 219V218H80ZM80 219H78V222H79V225L77 224V226H80V228H79V232L82 230V231H86V232H83V233H86L85 234V236H84V234L82 235L83 236V240H84V242H86L87 241V239H91L90 237H91V235H93L92 233H88V230H86V229H88V228H86V225H87V220L85 219L83 222L85 223H83V224H81L80 223ZM133 219V218H132ZM141 219H143V218H141ZM163 219V220H164ZM47 220V219H46ZM69 220H67V221H69ZM73 220V219H72ZM75 220V219H74ZM81 220H83V218L81 219ZM89 220V219H88ZM97 220V219H96ZM109 220H111V219H109ZM108 220V221H109ZM114 220H115V218H114ZM126 220V219H125ZM162 220V219H161ZM169 220V219H168ZM179 220V219H178ZM40 221H42V220H40ZM66 221V222H67ZM95 221V220H94ZM98 221H99V219H98ZM98 221H97V225H98ZM102 221V220H101ZM134 221V220H133ZM132 221V222H133ZM153 221H154V219H153ZM157 221V220H156ZM165 221V220H164ZM173 221V220H172ZM76 222V221H75ZM74 222V223H75ZM82 222V221H81ZM89 222H90V220H89ZM93 222V221H92ZM115 222H117V221H115ZM120 222V221H119ZM130 222V221H129ZM128 222V223H129ZM151 222V221H150ZM159 222V221H158ZM170 222V221H169ZM176 222H178V221H176ZM200 222V221H199ZM203 222V221H202ZM102 223H104L103 221H102ZM110 223V222H109ZM126 223V222H125ZM160 223V222H159ZM172 223V222H171ZM76 224V223H75ZM92 224V223H91ZM99 224H101V223H99ZM156 224H157V222H156ZM163 224H166L165 222L163 223ZM174 224V223H173ZM177 224V223H176ZM205 224H202V225H204L205 226ZM221 224V225H220ZM26 225V224H25ZM64 227H65V225H66V223H65V225L64 224H62ZM96 224L94 223V226H95ZM96 225V226H97ZM104 225V224H103ZM128 225V224H127ZM168 225V224H167ZM225 227V229H227V232L225 231V229H222L223 228V226ZM245 225H247V227H249L250 226V228L252 227L253 229H251L252 231H255V232H253V234H252V232H251V230L249 229V228H247ZM29 226H33V225H29ZM83 226V227H82ZM84 226H85V230H84ZM89 225H87V227H88ZM91 226V225H90ZM122 226V225H121ZM129 227H125L126 229L127 228H130V227H132V226H130V224L128 225ZM157 226V225H156ZM165 226V225H164ZM170 226V225H169ZM213 226V228L215 229V227ZM23 227V228H22ZM81 227H82V229H81ZM168 227V226H167ZM203 227V226H202ZM254 227H255V230H254ZM90 228V227H89ZM170 228V227H169ZM172 228V227H171ZM198 228H200L199 227V225H198ZM81 229V230H80ZM92 228H90V232L92 231L91 230ZM144 229V228H143ZM153 229V228H152ZM177 229V228H176ZM249 229V230H248ZM182 230H183V228H182ZM157 231V230H156ZM155 231V232H156ZM176 231V230H175ZM179 231H181L180 229H179ZM194 232H195V230H193ZM192 231V232H193ZM211 231V232H210ZM220 231V230H219ZM102 232V231H101ZM104 232V231H103ZM109 232V231H108ZM154 232V231H153ZM226 234H225V233ZM97 233H99V232H97ZM156 233H158V232H156ZM180 233V232H179ZM178 233V234H179ZM47 234V233H46ZM91 234V235H90ZM108 234V233H107ZM74 236H75V234H73ZM81 235V234H80ZM101 235V234H100ZM141 235H142V233H141ZM162 235V234H161ZM166 235V234H165ZM168 235H169V233H168ZM174 235V234H173ZM176 235H177V233H176ZM180 235H181V233L179 234V238H180ZM185 236H186V234H184ZM40 236V237H39ZM82 236H80V238L82 237ZM87 236V237H86ZM149 236V235H148ZM170 236V235H169ZM185 236L183 237L184 239L183 240H185L186 241V239H185ZM193 236H195V234L193 235ZM221 236V237H220ZM31 237V238H30ZM67 237H69V236H67ZM76 237V236H75ZM74 237V238H75ZM128 237V236H127ZM145 237V236H144ZM176 237V236H175ZM175 237H174V239H175ZM206 237V236H205ZM28 238H29V240H28ZM40 238V239H39ZM71 238H73V237H71ZM73 238V241L70 239V241L71 242H67L66 243V245L69 243V244H71L72 242H74V244H75V247L76 246H78V245H81L80 244V242L81 243H83V241L80 239V238H78V237H76L75 239ZM125 238V237H124ZM145 238H148L147 236L145 237ZM188 240L186 241V242H188L189 241V236L188 237H186ZM219 240H218V239ZM77 239H79L78 241H79V244H78V241H77ZM176 239H177V237H176ZM182 239V238H181ZM196 239H197V237H196ZM67 240L69 241V239L67 238ZM145 240V239H144ZM148 240V239H147ZM153 240V239H152ZM167 240V239H166ZM166 240H165V242H166ZM178 240V239H177ZM180 240V239H179ZM46 241H47V239H46ZM65 241V240H64ZM64 241H63V243H64ZM100 241V240H99ZM201 241V242H202ZM211 241H212V243H211ZM33 242V241H32ZM39 242V243H38ZM77 242V243H76ZM88 242V241H87ZM175 242V241H174ZM177 242V241H176ZM190 242V241H189ZM196 242V241H195ZM200 242V243H201ZM243 242H244V245H243ZM45 243V244H44ZM180 243H181V241H179L178 242V244H179V247H180ZM183 243V242H182ZM191 243V242H190ZM189 243V244H190ZM192 243H193V241H192ZM197 244H198V242H196ZM209 243H210V245H209ZM26 244V245H25ZM33 244V243H32ZM69 244L67 245V247L69 246ZM78 244V245H77ZM86 244V243H85ZM195 244V243H194ZM72 245V244H71ZM70 245V246H71ZM176 245H177V243H176ZM184 245H185V243H184ZM184 245H183V247L182 248H184ZM196 245V244H195ZM204 245V244H203ZM203 245H202V247H203ZM242 245V246H241ZM197 246V245H196ZM200 246V245H199ZM205 246H206V244H205ZM211 246V247H210ZM241 246V247H240ZM4 247V248H3ZM74 247V248H75ZM178 247V248H179ZM242 247H243V249H242ZM24 248V249H23ZM181 248V247H180ZM180 249L179 251H182L183 249ZM186 248V247H185ZM195 248H198L199 249V247H195ZM201 248V247H200ZM203 248H205V247H203ZM76 249V248H75ZM84 249V247H82V250ZM86 249V248H85ZM84 249V250H85ZM177 249V248H176ZM189 249H190V246H189ZM189 249H187V250H189ZM218 249V250H217ZM242 249V250H241ZM26 250H27V248H26ZM159 250H161V249H159ZM163 250H164V248H163ZM167 250V249H166ZM178 250V249H177ZM195 249H193L192 250V252L194 251ZM204 250V251H203ZM210 252V251H212L211 253H209V254H207V252ZM210 250V251H209ZM241 250V251H240ZM30 251H31V249H30ZM64 251V250H63ZM68 251V250H67ZM97 251V250H96ZM162 251V250H161ZM161 251H159L160 253H161ZM197 251V250H196ZM76 252V251H75ZM162 252H164V251H162ZM166 252V251H165ZM168 252V251H167ZM182 252H184V251H182ZM197 252H199V251H197ZM61 253V252H60ZM62 253H64V252H62ZM61 253V254H62ZM66 253H68V252H66ZM73 253V252H72ZM159 253V255H161ZM71 254V253H70ZM77 254V253H76ZM88 254V253H87ZM163 254H166V253H163ZM66 255V254H65ZM68 255V254H67ZM66 255V256H67ZM74 255H75V253H74ZM167 255V254H166ZM191 255V254H190ZM189 255V256H190ZM195 255H197V256H195ZM203 255V256H202ZM59 256V255H58ZM73 256V255H72ZM180 256H181V254H180ZM183 256V255H182ZM181 256V257H182ZM200 256V257H199ZM68 257V256H67ZM156 257H157V255H156ZM155 257V258H156ZM161 257V256H160ZM166 257V256H165ZM165 257H164V259H165ZM178 257V256H177ZM190 257V258H191ZM195 257H197V258H195ZM4 258V257H3ZM158 258H159V256H158ZM162 258V257H161ZM163 259V258H162ZM187 260V259H186ZM190 260V261H191ZM173 261V260H172ZM178 261H176V263H177ZM165 264H167V263H165ZM172 264H175V263H172Z\"/></svg>",
	"mask_w": 264,
	"mask_h": 264
},
{
	"label": "crops",
	"instance_id": "obj_3",
	"mask_svg": "<svg viewBox=\"0 0 264 264\" xmlns=\"http://www.w3.org/2000/svg\"><path fill=\"white\" fill-rule=\"evenodd\" d=\"M170 1L176 2V0ZM187 2L188 0H182L179 5L183 6ZM192 2L203 5L202 8L197 9V14L203 20L217 15L221 4V0H192ZM234 3L241 11L247 9V12L259 15L260 0H234ZM53 4L55 6L53 13L51 12V22L73 34H78L81 31V26L89 25L94 12L103 16L108 15L109 7L118 10L124 2L123 0H95L94 2L88 0H0V47L9 44L5 33L11 30L5 16H10L12 11L19 10V5L33 10L38 5L51 6ZM148 8L149 0L136 1L137 14L143 19L136 24V31L141 30L142 24L153 17L154 14L147 16ZM171 17L179 21L180 26L187 24L188 29L189 26H192L189 31L194 32L195 35L189 44H180L178 51L173 52L171 61L173 71L176 73L175 77L178 78L177 85L173 87V93H170L168 88H164L165 76L161 80L155 81L160 73V64L156 63L149 68L151 86L155 90L162 88V101L164 102L166 99L170 101V105H164L168 113L175 114L180 109L181 97L175 94L177 90L183 91L194 102L202 101L209 93L212 99L221 101L225 94L233 97L237 91L243 90L245 85L252 87L251 93L256 99L258 98L255 101V107L258 112H263L264 37L260 35L259 29L257 28L253 32L248 25L238 22L228 23L225 20L224 26L227 31L221 38L217 35L220 28L215 25H213L216 28L214 32L207 25L200 28L182 15L178 17L172 15ZM16 19L19 25H23L26 16L23 15ZM228 19L233 20L234 18L228 15ZM121 20L124 22L125 19ZM130 31V27H124V33ZM66 44L64 43L63 46L66 47ZM20 53L19 47H14L12 56ZM157 60L162 65H166L169 61L167 56L162 54L157 56ZM6 64H10V59L6 60ZM186 102H189V98H186ZM238 117L252 123L257 121L252 114H247L243 110H240ZM167 191L169 195L176 198L184 194L183 190H177L174 184L170 185Z\"/></svg>",
	"mask_w": 264,
	"mask_h": 264
},
{
	"label": "snow or ice",
	"instance_id": "obj_4",
	"mask_svg": "<svg viewBox=\"0 0 264 264\" xmlns=\"http://www.w3.org/2000/svg\"><path fill=\"white\" fill-rule=\"evenodd\" d=\"M182 0H176L171 7L175 8L178 13H182V15L189 21H192L195 25L200 28H204L205 25L212 28L215 32L216 28L213 25L220 28L219 33H217L218 37H223L224 33L227 31V28L224 26V21L227 20L228 23L238 22L239 24L248 25L250 29L255 32L258 28L260 35L264 37V0H260V9L259 15L257 16L255 13L247 12V9L241 11L237 8L234 0H221V4L219 6V12L217 15L211 17L210 19L203 20L198 14L197 9L203 7V5L192 2V0H188L187 3H184L183 9L179 7V3ZM125 7L135 8V4L125 5ZM155 7V6H153ZM228 15H231L234 19L229 20ZM166 33H170L176 42L181 44H189L193 39L195 33L189 31L188 25L186 24L184 28L177 31L179 27V22L175 25H162ZM260 150L264 151V141L261 142Z\"/></svg>",
	"mask_w": 264,
	"mask_h": 264
},
{
	"label": "built area",
	"instance_id": "obj_5",
	"mask_svg": "<svg viewBox=\"0 0 264 264\" xmlns=\"http://www.w3.org/2000/svg\"><path fill=\"white\" fill-rule=\"evenodd\" d=\"M183 101H185V102H186V99H184Z\"/></svg>",
	"mask_w": 264,
	"mask_h": 264
}]
</instances>
